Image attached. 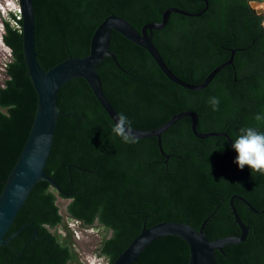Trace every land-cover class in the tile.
I'll return each mask as SVG.
<instances>
[{
    "label": "trees",
    "instance_id": "trees-1",
    "mask_svg": "<svg viewBox=\"0 0 264 264\" xmlns=\"http://www.w3.org/2000/svg\"><path fill=\"white\" fill-rule=\"evenodd\" d=\"M254 0H33L36 51L40 65L50 67L70 55L84 56L98 25L115 13L142 26L162 20L170 7L198 13L172 12L154 30L152 41L165 63L180 78L201 83L235 49L233 64L222 68L200 90L171 81L144 47L113 31L111 51L99 65L104 93L132 127L151 130L182 111L198 113L199 132H227L229 137H198L186 116L157 137L125 144L114 122L88 82L73 78L59 89L55 138L45 171L73 195L65 196L40 180L29 193L5 237L25 227L0 246V264H82L73 230L57 203L69 198L67 215L82 226L96 223L111 231L98 246L109 264L141 232L143 223H189L199 228L210 216V240L239 235L231 197L243 222L250 226L244 241L216 251V264H264V175L240 169L232 147L241 128L264 132V15ZM12 14V13H11ZM16 21L19 27L13 24ZM2 41L11 50L0 85V194L27 140L37 109V93L23 52L22 19H2ZM210 97L220 100L213 111ZM263 211V212H262ZM36 229L37 235H34ZM188 243L179 236L155 239L134 264H189Z\"/></svg>",
    "mask_w": 264,
    "mask_h": 264
},
{
    "label": "water",
    "instance_id": "water-1",
    "mask_svg": "<svg viewBox=\"0 0 264 264\" xmlns=\"http://www.w3.org/2000/svg\"><path fill=\"white\" fill-rule=\"evenodd\" d=\"M22 15L23 52L28 73L32 79L37 93V109L27 140L18 157L17 163L12 168L3 190L0 194V246L9 244L25 227L24 224L18 230L5 237L19 210L23 207L29 193L37 182L45 180L52 187L65 196L73 195L72 191H65L55 178L45 171L55 138L58 118L64 115L58 105V93L61 86L73 78H84L95 96L109 114L113 122L118 115L107 96L104 93L102 79L99 73L100 63L107 57H112L117 62V57L111 51L113 31H117L134 43L144 47L152 55L164 74L173 82L192 90H200L208 86L215 75L225 66L233 64L235 49H232L230 58L215 67L206 78L198 84L189 83L177 76L165 63L159 49L152 41L154 30L165 27L172 12H178L188 16L201 15L208 7L198 13L188 12L177 7L167 8L162 13V20L150 22L138 30L125 18L112 13L107 16L95 29L90 42V50L84 56L70 55L66 60L45 70L39 63L36 51V17L33 0H19ZM259 14L262 12L257 11ZM118 63V62H117ZM189 116L192 119V130L201 138L214 135L228 136L227 132H199L197 130L198 113L195 111H182L173 115L160 127L151 130H142L132 127L133 133L138 138L157 137L158 146L165 154L162 146V134L179 119ZM231 141V138L229 137ZM234 198L243 200L253 211L259 212L242 196L233 195L230 203L236 223L240 227L239 235H229L210 240L206 233V225L210 216L205 218L199 228L189 223L163 221L148 227L143 223L141 232L131 241L127 248L119 254L112 264H134L146 247L155 239L165 235H175L184 239L190 249L189 264H216V251L224 250L225 245L244 241L250 230L237 212ZM264 211V210H263ZM262 211V212H263ZM34 235H37L36 229Z\"/></svg>",
    "mask_w": 264,
    "mask_h": 264
},
{
    "label": "clouds",
    "instance_id": "clouds-1",
    "mask_svg": "<svg viewBox=\"0 0 264 264\" xmlns=\"http://www.w3.org/2000/svg\"><path fill=\"white\" fill-rule=\"evenodd\" d=\"M209 104L213 111H217L220 100L217 97H210ZM255 119L257 121L264 120V115L258 113ZM112 131L125 144L138 142V137L132 131V122L123 113L117 115ZM232 147L237 153L234 162L238 164L240 169L247 166L252 173L264 175V132L254 127L241 128Z\"/></svg>",
    "mask_w": 264,
    "mask_h": 264
},
{
    "label": "rangeland",
    "instance_id": "rangeland-1",
    "mask_svg": "<svg viewBox=\"0 0 264 264\" xmlns=\"http://www.w3.org/2000/svg\"><path fill=\"white\" fill-rule=\"evenodd\" d=\"M8 0H0L5 2ZM11 1V0H10ZM11 5V4H10ZM251 5L257 11H261L264 15V0H254ZM0 4V85L4 83L7 75L5 74V62L10 59L8 48L3 45L1 40L2 35V19H9L7 15H3ZM70 199L58 195L57 203L60 207V212L64 215V219L68 222L69 227L73 230L75 239V249L79 253L82 264H109L108 259L98 254V246L104 237L110 236L111 231L107 230L102 225L96 223L92 227L82 226L76 220L67 215V205Z\"/></svg>",
    "mask_w": 264,
    "mask_h": 264
},
{
    "label": "built area",
    "instance_id": "built-area-1",
    "mask_svg": "<svg viewBox=\"0 0 264 264\" xmlns=\"http://www.w3.org/2000/svg\"><path fill=\"white\" fill-rule=\"evenodd\" d=\"M0 4L2 5L1 10H4V11H1L3 15H7L8 17H11V15L14 14L18 19H22L19 0H11V1L8 0L5 2H1ZM13 24L17 25L18 27L20 26L17 24L16 21H13ZM2 31H4L3 25H2ZM1 40H2V37H1ZM3 45H5V44L3 43ZM6 47L8 48L9 56L11 57V50L8 46H6Z\"/></svg>",
    "mask_w": 264,
    "mask_h": 264
}]
</instances>
